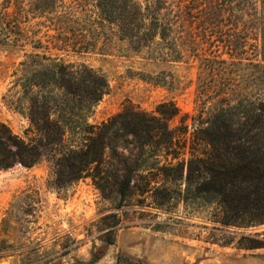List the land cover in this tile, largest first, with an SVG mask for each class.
Segmentation results:
<instances>
[{
    "label": "trees",
    "instance_id": "obj_1",
    "mask_svg": "<svg viewBox=\"0 0 264 264\" xmlns=\"http://www.w3.org/2000/svg\"><path fill=\"white\" fill-rule=\"evenodd\" d=\"M6 1L0 12V45L12 50L29 45L40 52L24 54L2 96L28 125L17 134L0 122V169L45 161L51 188L60 190L89 177L100 190L111 183L123 200L138 171L148 175L156 167L165 170L158 152L178 157L166 122L176 112L166 109V103L152 112L127 106L98 123L89 122L92 108L108 91L105 76L52 51L80 55L102 51L105 45L34 41L28 29L12 20ZM96 7L129 49L140 53L162 41L168 60L184 55L196 60L198 77L207 70L227 71L219 64L236 65L247 59L249 49L257 71L264 67V0H97ZM226 90L197 121L183 180L191 199L220 205L223 225L264 224V99L250 100L239 86ZM147 184L156 189L158 182ZM104 243H114V236L109 233ZM103 254L94 246L87 263ZM115 264L148 263L118 253Z\"/></svg>",
    "mask_w": 264,
    "mask_h": 264
},
{
    "label": "rangeland",
    "instance_id": "obj_2",
    "mask_svg": "<svg viewBox=\"0 0 264 264\" xmlns=\"http://www.w3.org/2000/svg\"><path fill=\"white\" fill-rule=\"evenodd\" d=\"M6 2L0 0V12ZM96 3L10 0L7 10L34 41L105 45L102 51L80 55L52 51L105 76L108 91L92 108L89 122L98 123L127 106L152 112L166 103V109L176 112L166 122L176 139L178 157L158 152L165 170L156 167L148 175L138 171L123 200L111 183L100 190L89 177L55 190L48 185L45 161L29 168L0 169V264H89L94 246L104 254L93 264H115L118 253L148 264H264V224L223 225L220 205L191 199L183 180L197 121L212 103H219L228 86H239L250 100L264 99V67L257 71L249 49L247 59L238 64H219L228 72L207 70L198 77V62L187 55L168 60L162 41L140 53L129 49L112 34L113 25L101 19ZM30 52L40 51L29 45L16 50L0 45V122L17 134L28 122L2 96L19 61ZM151 179L158 182L156 189L147 184ZM109 233L114 243L105 245ZM257 244L261 247L252 248Z\"/></svg>",
    "mask_w": 264,
    "mask_h": 264
}]
</instances>
